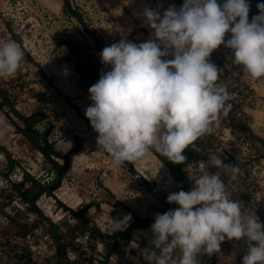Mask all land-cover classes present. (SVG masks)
I'll return each mask as SVG.
<instances>
[{
	"label": "rangeland",
	"instance_id": "374dc122",
	"mask_svg": "<svg viewBox=\"0 0 264 264\" xmlns=\"http://www.w3.org/2000/svg\"><path fill=\"white\" fill-rule=\"evenodd\" d=\"M66 2L73 13L64 0H0V41L14 40L25 53L19 70L0 78V261L148 264L140 250L150 225L132 229L128 239L117 235L113 246L112 218L152 215L159 191L179 186L170 159L153 150L113 167L84 110L89 87L107 70L103 47L122 38L146 41L152 29L137 13L147 6L163 14L183 0ZM230 51L221 44L211 59L231 94L230 113L194 141L199 153L183 167L192 181L186 191L201 171L217 172L211 154H231L240 172L221 178L231 198L264 222V77L232 65ZM241 122L246 130L236 127ZM245 240L226 238L219 251L198 254L199 264H243Z\"/></svg>",
	"mask_w": 264,
	"mask_h": 264
},
{
	"label": "clouds",
	"instance_id": "9594fccd",
	"mask_svg": "<svg viewBox=\"0 0 264 264\" xmlns=\"http://www.w3.org/2000/svg\"><path fill=\"white\" fill-rule=\"evenodd\" d=\"M257 8L250 21L249 0H183L163 14L146 6L137 15L152 29L149 39L122 38L103 47L107 70L89 87L84 113L113 167L153 150L183 162L184 149L228 113L231 94L218 83L219 67L210 59L221 44L231 50L226 59L232 65L264 77V0ZM24 57L14 40L0 41V78L15 74ZM209 162L233 180L240 172L216 154ZM193 181L188 191L168 193L166 200L178 207L155 214L151 239L140 250L148 264H199L198 254L219 251L226 238H246L243 264H264V222L256 211L245 212L231 198L219 171H201ZM131 218H112V232L123 231Z\"/></svg>",
	"mask_w": 264,
	"mask_h": 264
},
{
	"label": "trees",
	"instance_id": "16d2710c",
	"mask_svg": "<svg viewBox=\"0 0 264 264\" xmlns=\"http://www.w3.org/2000/svg\"><path fill=\"white\" fill-rule=\"evenodd\" d=\"M65 3V8H67V11H71L70 7L68 6L66 0H64ZM71 13H73L71 11ZM213 54L211 53L210 55V59H212ZM79 73L81 75H85L83 74V72L81 70H78ZM230 110L228 111V113L226 115H229ZM239 129L241 130H246L247 124L244 122H241L239 124H237V126ZM231 128V126H230ZM197 142H192L191 144L188 145V147L186 149H184V154L186 156L185 161L183 162H171L170 160L166 162L167 166L169 167V169L171 170V172L177 177V180L179 181V186L173 189H168V190H160L159 191V206L155 207L153 210V213L150 217L148 218H142L139 216L134 215L133 216V220L131 222L128 223V226L123 230V231H116L113 232V246L116 245L117 240H116V236H120L123 239H128L130 237V232L132 229L136 228V227H146L151 225V223L154 221L155 218V214L156 213H163L164 211L168 210V201L166 200V197L168 195L169 192L171 191H179L181 188L184 189L185 191L191 186L192 181L190 180V178L188 177V175L183 171V167L184 165L188 164V162L193 159L196 155H198V144H196ZM218 156H220L225 163H229V164H237L236 160H234L233 156L231 154H224V155H220L218 154ZM67 156H65V154L62 155V158H66ZM264 157V156H263ZM218 169V168H217ZM217 171L221 172V173H225V171L223 169H218ZM57 185V180H54L51 183V187H55ZM33 200L34 198L30 199V203L33 204ZM96 234L100 235L101 232H99V230H96ZM54 236V235H53ZM59 249V247H58Z\"/></svg>",
	"mask_w": 264,
	"mask_h": 264
},
{
	"label": "water",
	"instance_id": "95a60500",
	"mask_svg": "<svg viewBox=\"0 0 264 264\" xmlns=\"http://www.w3.org/2000/svg\"><path fill=\"white\" fill-rule=\"evenodd\" d=\"M218 2L222 3V0H218ZM260 2V0H249L250 4V10H249V20L251 21V18L254 14L259 13L260 9L257 8V4Z\"/></svg>",
	"mask_w": 264,
	"mask_h": 264
},
{
	"label": "built area",
	"instance_id": "2783aa9c",
	"mask_svg": "<svg viewBox=\"0 0 264 264\" xmlns=\"http://www.w3.org/2000/svg\"><path fill=\"white\" fill-rule=\"evenodd\" d=\"M0 264H12V262L0 261Z\"/></svg>",
	"mask_w": 264,
	"mask_h": 264
},
{
	"label": "bare ground",
	"instance_id": "6f19581e",
	"mask_svg": "<svg viewBox=\"0 0 264 264\" xmlns=\"http://www.w3.org/2000/svg\"><path fill=\"white\" fill-rule=\"evenodd\" d=\"M64 85V84H63Z\"/></svg>",
	"mask_w": 264,
	"mask_h": 264
}]
</instances>
